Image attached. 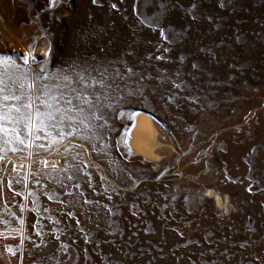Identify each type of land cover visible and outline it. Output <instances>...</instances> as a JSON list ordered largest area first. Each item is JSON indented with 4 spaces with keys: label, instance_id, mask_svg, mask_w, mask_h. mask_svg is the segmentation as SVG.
Wrapping results in <instances>:
<instances>
[{
    "label": "rangeland",
    "instance_id": "1",
    "mask_svg": "<svg viewBox=\"0 0 264 264\" xmlns=\"http://www.w3.org/2000/svg\"><path fill=\"white\" fill-rule=\"evenodd\" d=\"M52 2L0 0L4 94L81 70L108 86L74 83L99 119L42 153L56 171L0 161V264H264V0ZM146 124L161 162L135 151Z\"/></svg>",
    "mask_w": 264,
    "mask_h": 264
},
{
    "label": "snow or ice",
    "instance_id": "2",
    "mask_svg": "<svg viewBox=\"0 0 264 264\" xmlns=\"http://www.w3.org/2000/svg\"><path fill=\"white\" fill-rule=\"evenodd\" d=\"M93 2L95 3V0ZM48 6L50 8L53 6L52 0H49ZM141 23H144V21H141ZM148 23L150 27L155 25L154 30L159 29L161 37L167 36L165 30L161 27L162 20L160 16L148 18ZM174 35L182 38L179 37V34ZM44 55L47 56L48 52H45ZM30 58H34V56L29 50L23 56L25 65L29 63ZM17 59H19L18 54L14 51L11 55L0 54V67L8 65L19 67L16 64ZM157 59H160V57H157ZM193 67L195 68L196 65H193ZM41 70L43 71V68ZM101 76L103 77V73H101ZM44 78L46 77H36L37 81ZM53 79L57 80V83L51 86L44 85L43 89L35 96L26 91L15 94L11 89L7 94H4L5 81L0 79V136H11V139L3 140V145L6 147L0 146V153H2L0 154V161L6 159L9 151L13 154L26 153L24 160L36 169L32 173L33 175L49 168L56 171L60 161L55 159L50 161L42 153H47L49 157L53 153L60 156L62 155L60 150L63 149V153L66 154L68 149L64 148V143L67 138L79 134L81 129H90V122L99 119L96 114L98 111L96 105L100 103V96L95 92L88 94L78 91L73 86L74 83L78 82L81 89L91 88L93 85L100 88L108 86L105 84L106 77L98 80L95 76L89 74L86 78L83 70L75 72L74 79L69 74H57ZM60 81L65 83H60ZM34 83L29 82L27 89H34ZM19 87L24 89V84L21 83ZM93 96L95 100L91 98ZM11 101L16 103H10ZM37 141H46V144L36 143ZM126 143L127 139L125 138ZM78 156L79 153H77V156H73L72 159L76 161ZM80 163L83 162L80 161ZM89 166L84 164L78 170L83 171L84 168ZM12 167L13 170L16 169L15 164ZM60 171H63V169H60ZM68 179L71 180L72 177H68Z\"/></svg>",
    "mask_w": 264,
    "mask_h": 264
},
{
    "label": "bare ground",
    "instance_id": "3",
    "mask_svg": "<svg viewBox=\"0 0 264 264\" xmlns=\"http://www.w3.org/2000/svg\"><path fill=\"white\" fill-rule=\"evenodd\" d=\"M141 120H143L141 116H137V118L133 120L131 124L133 131L138 128V124L142 122ZM145 126L146 127L144 128L143 132L146 133V139L144 140L145 137L142 136L143 141L140 139L141 141L138 142L140 144L138 145V148L135 151L138 153L140 152L143 158H145L146 160L161 162L163 158L166 157V151H165V146L167 144L166 139L161 133V131L158 130L154 125L153 127L150 124H146ZM208 193H210V190L208 191ZM215 201L217 202V204L219 203L218 195L215 196Z\"/></svg>",
    "mask_w": 264,
    "mask_h": 264
}]
</instances>
